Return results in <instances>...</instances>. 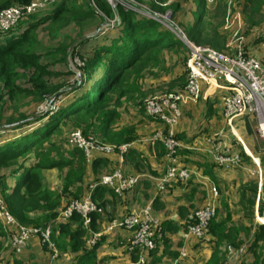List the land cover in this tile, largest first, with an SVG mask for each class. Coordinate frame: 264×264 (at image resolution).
Segmentation results:
<instances>
[{
    "label": "trees",
    "instance_id": "16d2710c",
    "mask_svg": "<svg viewBox=\"0 0 264 264\" xmlns=\"http://www.w3.org/2000/svg\"><path fill=\"white\" fill-rule=\"evenodd\" d=\"M32 1L0 0V11L15 5H27ZM93 1L95 3V0ZM68 2V0H59L52 12L46 13L42 18L29 24L20 36L11 35L5 39V44L0 45V83L2 89L5 90V94L0 92V103L7 98L13 101V97L20 93L31 98L36 104L43 102L53 104L61 96L69 97V101L53 115L47 112L48 114L40 116L36 120L27 118L25 114H19L16 118L10 117L12 122L16 121L18 127H23V129L28 125L44 120L47 116L49 119L35 130L28 133L24 132L19 139H6L0 142V169H3L0 171V196L20 224L43 229L51 228L52 241L57 248L59 257H74V264H102L103 260L99 257V250L103 240L107 237L106 232L98 239L94 247L90 248L88 242L94 234L101 233L105 229L102 212H105L108 206L117 204V200H121V198L112 188L99 185L92 195L93 201L97 204V212L93 214L92 223L89 227L84 226V219L78 214L69 220L59 219L61 210L69 204L88 198L90 187L98 184L103 177L98 175V170L101 171L106 162L110 163L105 159L108 156L97 155L92 164H87L84 151L69 143V135L75 129H80L85 136H94L110 145L133 144L138 139L135 126L120 127L121 116L127 110L133 111L137 115L143 114L145 112V97L158 89L154 84L153 86L148 84L145 87L142 84L144 80H141L142 83L140 82L139 78L142 71L165 66L164 50L173 51L174 56H179L177 58L183 60L182 48L184 43L163 24L147 16L141 15L139 18V14L136 15L134 12H126L119 8L118 15L121 24L116 25L115 30L112 31L115 36L111 38L109 44L91 46L94 51L93 57L83 61L85 66L78 67L82 79L76 83H54L51 81L53 78L75 76L74 72H66L63 75L58 70L52 69L59 64L66 63L69 48L78 38L67 37L66 41L61 42L55 48L47 46L39 39V33L37 34L40 27L44 25L43 23L51 21L57 25L58 30L62 29V26L73 24L79 33H82L85 27L97 18L105 21L107 18L116 17V12L107 4L106 0H96L98 11L89 6L86 1L79 8L70 7ZM195 2L194 23L185 27L189 40L197 45L223 52L227 35L222 33L223 23L221 21L227 2L222 1L226 3L223 5L219 4L221 2L211 5L206 0H195ZM149 3L150 11L166 12L164 8L157 6L154 0H150ZM238 3L237 0L233 4L234 13L239 10ZM241 7H243L244 19L252 27L258 26L260 21L255 16H264V0H243ZM170 9L173 15L172 20L176 21L175 17L180 12L185 11V5L178 4ZM255 31H258V34L257 36L254 35V42H258L256 45L261 47L264 41V29L256 28ZM49 32L53 37H59L56 30H49ZM99 37L106 39L108 33L99 35ZM91 41L92 39L82 41L75 51L77 52L82 45L85 46ZM243 44L245 51L247 42L244 41ZM230 54L234 55L235 53ZM76 55L77 57L81 56ZM245 55L253 57L246 52ZM259 60L264 66V58ZM185 77L187 80V71ZM186 80L183 85L175 86L159 94L182 92ZM156 95L158 94L148 98ZM227 95L228 92L219 91L207 99L205 107L209 110L208 117L214 114V108L218 103L222 104ZM221 99L223 100L221 101ZM137 107H140V110ZM21 118L23 119L20 120ZM1 120L2 114H0ZM151 121L153 120L151 119ZM68 122H72L71 129L73 130L68 132L69 128H67L66 133L62 134ZM207 130L205 129V132L199 135L204 139V143L206 142ZM176 137L180 142L186 138L184 135H176ZM194 140L195 137L187 138L186 143L193 145ZM189 153V151H185L186 168H189L188 163L196 164V166L200 163L202 168L197 167V169L203 170V174L212 180L220 181L219 175L224 169H221L208 154L211 158L210 162L204 161L205 158H208L205 155L201 156L200 161H194L197 158L189 155ZM129 156L134 159H141L134 150L127 153L125 161ZM244 157L248 156L245 154ZM262 161L264 160L262 159ZM87 166H89L88 176ZM214 166L215 168H213ZM119 168L121 167L118 165L112 170V173ZM244 168L243 164V168L235 169L243 170ZM47 172H52L50 179L47 178ZM122 172L127 176L123 170ZM90 174L93 177L91 180H89ZM58 177L60 181L56 180ZM87 177L91 181L88 184H86ZM188 186L197 190L201 187L199 183L190 180L185 183L173 184L168 189L173 187L183 189ZM258 191L257 180L255 182H243L239 185L236 193L238 202H236L235 207L232 209L231 204L229 210L227 202L220 205L217 213L219 215L225 211L227 213L221 218L216 216L210 223V242L206 243L204 240H199L194 246L198 247L205 244L210 249V255L203 264H230L227 262L228 246L240 249L239 245L244 243L239 235L240 229L244 225L237 220L244 221L246 218H248L247 221L254 220L257 199L259 200ZM66 200H68L67 203ZM259 201L258 213L262 215L263 204L261 200ZM198 208L194 207L190 212L185 213V221L181 226L174 224L173 221L160 219L165 230V236L166 233L171 235L179 233L181 227L183 234H188L189 226L196 223L190 219V216ZM152 209L154 213L155 210ZM155 209L157 210L158 206ZM131 212L128 211L123 217L115 219L124 218ZM154 215L157 216L155 213ZM236 222L238 223L235 224ZM131 234L127 250L132 256V260L136 262L140 253L129 251L133 237L132 232ZM250 234L252 233L250 232ZM3 235L4 233L0 229V237ZM252 236H254L251 238L252 243L246 246L249 253H244L234 264H264V254L260 253V243L264 241V227L258 226ZM37 239L43 252L53 256V252L47 246L42 245L39 238ZM163 242L165 246L170 245V239L167 237H164ZM3 247L7 251V256L1 260L3 264H25L23 261L15 259L16 257H23V254L21 256L16 255L18 251L11 244H4ZM153 252L145 253L143 256L151 255ZM9 256L15 259L12 263L8 260Z\"/></svg>",
    "mask_w": 264,
    "mask_h": 264
},
{
    "label": "built area",
    "instance_id": "2783aa9c",
    "mask_svg": "<svg viewBox=\"0 0 264 264\" xmlns=\"http://www.w3.org/2000/svg\"><path fill=\"white\" fill-rule=\"evenodd\" d=\"M59 0H33L27 5H15L0 11V39L13 30L23 18L47 11L55 7ZM139 15L147 16L158 23L165 22L164 18L149 13ZM167 18V17H166ZM166 23V22H165ZM119 21L117 25H120ZM176 27V26H174ZM169 29L180 39L185 41V34L176 28ZM261 48L264 50V41ZM79 63L78 60H76ZM188 77L182 92L158 94L145 101L146 115L154 122L160 124L158 131L153 135V143L160 142L165 150L167 164L163 176L159 179L158 187L161 192L166 191L176 183H185L191 180L192 172L183 167L180 159L182 149L181 142L176 135V127L182 117V106L190 102H197L202 97L208 98L217 93L218 89L228 92L224 99V115L227 123L232 126L237 118L250 116L257 119V134L264 142V67L261 61L254 57H247L244 50H238L234 55L220 52L210 47L190 44V54L187 62ZM204 86L207 90L204 93ZM56 103V102H55ZM55 103H49L55 105ZM53 107L48 111L51 115ZM2 132H0V135ZM69 143L84 151L87 157L91 152L104 156L118 155L121 162L131 150V144L121 146L110 145L100 141L94 136H85L81 131L75 130L69 135ZM206 144L213 161L224 170H231L242 166L239 154L230 150L223 136L210 137ZM86 157V158H87ZM257 167L259 160H254ZM261 167V166H260ZM260 167H258L260 169ZM261 171V169H260ZM261 176V175H260ZM262 181V179H261ZM139 183V177L125 176L122 168L115 170L111 175L103 176L98 184L90 187L89 196L84 201H74L65 209L61 210L59 219L69 220L75 214L84 219V226L89 227L92 223L93 214L97 212V204L92 195L97 186L112 188L116 194L122 195L132 191ZM262 184V183H260ZM214 193L217 195L215 188ZM259 200L262 201V217L257 213L260 226L264 227V192H259ZM216 209L206 206L197 210L190 216L196 221L189 226L188 234L196 236L199 240L210 242V223L216 217ZM0 220L5 227L12 231L11 246L18 252L25 249L27 244L34 238H39L42 245L47 246L54 256L58 251L52 241L51 228L29 227L20 224L11 214L4 199L0 196ZM117 229L128 230L133 233L129 246L130 252L138 251L139 264H145V253H150L161 245L165 237V230L160 219L154 215L152 206L148 205L140 211L133 210L121 219H115L109 223L107 232ZM104 234L97 233L89 240L90 248L94 247L98 239ZM244 249L234 250L232 246L227 248V257H240Z\"/></svg>",
    "mask_w": 264,
    "mask_h": 264
},
{
    "label": "rangeland",
    "instance_id": "374dc122",
    "mask_svg": "<svg viewBox=\"0 0 264 264\" xmlns=\"http://www.w3.org/2000/svg\"><path fill=\"white\" fill-rule=\"evenodd\" d=\"M68 1H69L68 5L72 8H79V6L84 5L86 1L87 4H89V6L95 8L98 11L96 0H95V3L93 0H68ZM154 1L157 3V6L164 8L166 12L164 13V12H159V11H154V12L150 11L151 10V8L149 7L150 0H106L107 4H109L111 8L114 9V11L116 12V17L113 19L107 18L105 21L103 20L104 22L97 18L96 20L92 21V23L89 26L85 27V30L82 33H79V30H77L76 26L73 24L68 25V26H62L63 28L58 30L57 25H55L51 21H47L43 23L44 25L40 27L37 34L39 33V36H38L39 39L42 42H44L47 46H51L55 48L61 42L66 41L67 37H70L72 39L78 38L70 46V48L73 46L72 51H70V48H69V51L66 57V63L59 64L52 69V70H58L59 72L63 73V75L66 74V72H74L75 76H65V77L53 78L51 81L54 83L64 84L66 82L76 83L78 80L82 79L81 71L78 70V67L85 66V63L83 61L87 60L88 58L93 57L94 51L91 46L110 43L111 38L115 36L113 35L112 31L115 30L114 28L117 25V23L119 21L121 22L119 15H118V10L119 8H122L126 12H134V13L140 12L142 14L149 13L152 15H157L165 19L166 23L165 22L162 23L165 26V28L169 29V27H173L174 29L176 28L179 32H182L185 34V41L182 40V42L184 43L183 48H182L183 49V53H182L183 60L178 59L177 57L179 56L177 57L174 56L173 51L169 52V51L164 50V57L166 61L165 66L160 67L159 69L146 70V71L144 69L142 71V74L139 78L140 82L141 80H144L145 83L144 81L143 83L142 82L141 83L144 84L145 87L148 84H152V86L154 84V86L155 87L157 86L156 88H158L150 92L145 97L144 101H146L147 98L150 97L151 95L159 94V93L165 92L168 89L174 88L175 86L183 85L186 80L185 73L187 71L186 64L188 62V58L190 54V44H194L196 46H202V45H197L191 40H189L187 36V31L185 30L186 25H190L194 23L193 20L195 17L194 14L196 13V2L195 0H154ZM206 1L211 5L215 4L216 2H221L219 4L223 5V4H226L225 2H227L223 20L221 21V23H223L222 24L223 26L221 28L222 33L227 35V40L224 44L225 50H222L223 52H225L226 54L229 53V55H231L230 53H236L238 50H241V49L244 50L243 42L246 41L247 44H246V50L244 51V53L246 52L249 55H253V57L257 59L264 58V51L261 49L260 46L256 45L258 42L257 43L254 42L255 36H257L258 34V31H255L256 28L264 29V16L261 17V16L256 15L255 17L256 19L260 21V24L256 27H252L251 24L248 23L244 19L243 7H241L243 0H238L239 3L237 6L240 11L238 10L236 11V13L233 12V4H235L237 0H232V1L230 0H206ZM222 1H225V2H222ZM178 4L179 5L184 4L185 11L180 12L175 17L176 21H173L172 20L173 15H172V11L170 8ZM53 8L54 7H51L47 11L23 18L21 22L13 30L8 32L5 35V37H2L0 39V45L5 44L6 43L5 39L11 35L20 36L29 24L35 22L39 18H42L46 13L52 12ZM138 16L139 18H141V15H138ZM106 22L108 23L107 25L105 24ZM49 30H56L59 37H53L52 34L49 32ZM106 32L108 33V38L102 39L99 37V35H103ZM81 34L82 36L80 37ZM87 39H92V41L89 44L86 43L85 46L82 45L76 52L75 50L78 44ZM39 51H42V50L39 49ZM76 54H79L81 56L77 57ZM76 60H78L79 63H77ZM0 92H2V94H5V90L2 89L1 83H0ZM222 100L223 99H221V101ZM68 101H69V97L61 96L57 99L54 106L48 103H45V102L36 104L31 98H27L22 93L14 96L13 101H10L9 98L4 99V101L0 103V114H2V120L0 121V132H2V134L0 135V142L6 139L7 140L19 139L23 136L24 132L28 133V132L35 130L38 126L45 124V122H47L49 119V117L47 116L45 117L44 120L28 125L26 128L23 129V127L21 128L18 127V123L16 121L12 122L10 120L11 116H14L16 118L19 114H25L27 118L29 119L34 118L33 120H36L37 118H40V116L48 114L47 111L50 106L53 107L52 110L53 112H55L57 109H60L62 106H64ZM206 101H207L206 98L205 99L202 98L198 103L194 104L189 109H185V118H184V121H183L184 123L182 126V128L184 129V132L182 134H184L187 138L189 135H193L196 133H198V135H201L204 129H208V133L205 135L206 141L210 137L218 138L219 136H223L230 150L240 155L245 168L243 170L235 169V168L229 171L223 170V172H221V174L219 175L220 181L217 182L213 180L215 184L213 186L211 185L208 186L209 190L213 192H214L213 188H215L219 199L216 200L214 203H211L210 200H208L207 202L204 203V205L196 209L193 212V214L197 210L202 209L206 207L207 205L211 206L217 211L218 206L222 205L223 202H227V204L229 205L228 206L229 210H230V205L232 204V209H233L235 207L236 202H238L237 201L238 195L236 193L238 191L239 185L243 184V182H247V181L255 182L257 180L259 184L261 183V179H262L263 186H264V161H262V159L264 160V142L260 140L257 134V127H258L257 119L250 117V116L240 117L236 119V121L234 122L232 126H230L227 123L225 115H224V100L222 101V104L220 103L217 104V106L214 108V114L209 117H208L209 110H207L205 107ZM137 109L140 110V107H137ZM126 112L123 115H125ZM22 119L23 118H21L20 120ZM124 122H128V121H122L120 124L123 125ZM128 126H131V125H127V127ZM67 128H69L68 132L70 130H73L71 129L72 122H68L67 126L63 129L62 134L66 133L65 131ZM75 130H79L83 133V131L80 129H75ZM186 138L182 140L185 142V144H187ZM155 144H160V142H156ZM246 149L249 150V153L246 152ZM240 153L242 154L243 159ZM243 154L244 155L246 154L248 157H244ZM97 155H101V154L91 152L89 157L86 156L87 164L89 165L92 164L94 157ZM101 156H104V155H101ZM255 159L257 161L259 160V164L261 167L260 166L258 167H260L261 171L257 167L256 162L254 161ZM204 161L210 162L211 160L209 158H205ZM88 168L89 166H87V176H88ZM106 168L107 167L101 168V171L99 169L98 175H101L102 173H103L102 176L111 175L112 170L107 171ZM213 168H215V166ZM187 169H189L192 172V176H193L192 169H195L198 172H200V174L201 173L203 174L202 170H199L196 168H192V169L187 168ZM2 170L3 169H0V171ZM46 174H47V178L50 179L52 172H47ZM56 180L60 181L59 177L56 178ZM88 182H91V181H89L87 177L86 184H88ZM262 191H264V187L262 188ZM65 202L67 203L68 200H66ZM258 208H259V205H258ZM225 213H227V211H225L222 215H219L217 213L216 216L221 218V216L224 217L223 215ZM260 217H262V215H260ZM247 219L248 218H246L244 221L243 220L241 221L243 222L241 224L247 227H243L244 231L242 233H239L240 236H243V242H244L243 244L241 243L239 245L240 246L239 248L244 249V253L246 254L249 253V251L246 250V246L252 243L250 240V236H249L250 232L253 233L257 230L258 226L260 227L257 217L254 220H250V221H247ZM0 229L4 233V235L0 237V261H1L2 257L4 256V253H7L3 245L7 243L12 244V238H11L12 231L9 228L4 226L2 220H0ZM188 235L189 236L187 237L186 240L192 239L196 242L199 241V239L196 236L192 234H188ZM29 244L30 242L27 244L25 249H27ZM21 250L23 251V249ZM234 250H238V248H234ZM19 252L16 253V255L21 256L23 252L21 251ZM260 253L264 254V241L260 243ZM242 256H240V258ZM234 258L237 259V256L229 257L227 262H229L230 264L231 263L234 264L236 261V259Z\"/></svg>",
    "mask_w": 264,
    "mask_h": 264
},
{
    "label": "crops",
    "instance_id": "0c3cea01",
    "mask_svg": "<svg viewBox=\"0 0 264 264\" xmlns=\"http://www.w3.org/2000/svg\"><path fill=\"white\" fill-rule=\"evenodd\" d=\"M206 90L207 88L204 86V93H206ZM219 91L225 92L223 89H218L217 92ZM210 97H213V95ZM202 98L205 99L206 96ZM208 98H206V100ZM199 101L190 102L182 106V119H180L176 127L177 135H184L182 134L184 132L182 126L185 118V109H189ZM122 121L128 122H124L122 125L120 124ZM120 123V127L127 125L135 126L138 139L133 142V144H131V150H134L138 155H140L141 159H134L133 157L131 158V156H129L127 157L126 161L124 160L121 162V159L118 155H111L105 158L110 163L106 162L102 168L107 167V171H111L114 168H117L119 165V167L122 168L127 176L139 177L140 183L133 191L129 193L122 195L117 194L121 200H117V204L114 203L112 206H108L105 212H102V220L105 227L103 232H106V228L112 219L123 217L128 211H140L148 205L154 208V213L159 219L173 221L174 224L181 226L185 221V213L190 212L192 208L200 207L208 200H210L211 203H214L219 199L218 195H216L213 191H210L208 188L209 185L213 186L215 184L214 181L207 175H203L202 173L200 174V172L197 170L192 169H197V167L202 168L200 163H198V166H196V164L188 163V167L193 171L191 180L199 183L201 186L198 190L192 188V186H188L187 188L183 189L179 187H173L167 191L161 192L158 187V182L165 172L167 159L165 157L163 146L160 144L155 145V143L151 141L153 135L158 131L159 126L151 121L145 112L143 114L137 115L133 111H127L125 115H122ZM192 137H195L193 145H189L188 143L185 144L184 141H182L183 144L181 143L182 149L180 151V159L183 167H185L186 162L185 151H189V155L197 158L194 159V161H200L202 155L207 156L209 159L212 158L207 144L204 143V139L199 137L198 133L189 135L187 138ZM246 152L249 153V150L246 149ZM241 168H243V164ZM102 175L103 173L100 175V177ZM92 178V174H90L89 180ZM261 183L262 184L259 183L258 193L262 191V188L264 187L263 181H261ZM109 199L111 200V198ZM259 202L260 201L257 199L255 218L258 213ZM157 206L158 209L156 210L155 207ZM219 207L220 205L218 208ZM237 221L241 222L242 220ZM243 231L244 229L241 228L239 233H242ZM106 234L107 237L105 240H103L99 250V257L103 260L102 264H139V259L136 262L133 261L132 256L127 250V245L129 244L132 236L130 231L117 229L114 232H107ZM252 234H249L250 240L252 238ZM188 236V234H183L182 227L180 228V232L174 235L166 233L165 237L170 239V245L165 246V243L162 242L156 251H154L151 255L147 254V256H145V264H203L210 255V249L205 244L194 247L196 245V241L192 239L186 240ZM241 237L243 239V236ZM6 256L7 253H4L2 258ZM239 258L240 257L237 259L234 258L236 259L235 263ZM15 259L21 260L25 264L75 263L74 257L61 258L59 256H54V254L51 256L48 253L43 252L40 242L37 238L31 240L27 249L23 252V257H16ZM15 259H13L12 256L8 257V260L11 263ZM0 264L3 263L0 261Z\"/></svg>",
    "mask_w": 264,
    "mask_h": 264
},
{
    "label": "water",
    "instance_id": "95a60500",
    "mask_svg": "<svg viewBox=\"0 0 264 264\" xmlns=\"http://www.w3.org/2000/svg\"><path fill=\"white\" fill-rule=\"evenodd\" d=\"M105 24L107 25L108 23L106 22ZM72 49H73V46L70 48V51H72Z\"/></svg>",
    "mask_w": 264,
    "mask_h": 264
}]
</instances>
